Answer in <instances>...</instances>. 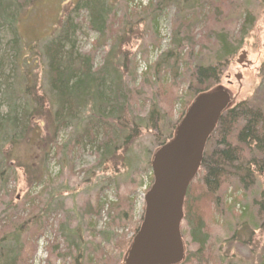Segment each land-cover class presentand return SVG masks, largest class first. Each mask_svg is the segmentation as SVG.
Instances as JSON below:
<instances>
[{
	"label": "rangeland",
	"instance_id": "rangeland-1",
	"mask_svg": "<svg viewBox=\"0 0 264 264\" xmlns=\"http://www.w3.org/2000/svg\"><path fill=\"white\" fill-rule=\"evenodd\" d=\"M76 1L28 3L14 25L21 38L20 53L30 62L28 46L57 37L68 13L78 55L90 54L94 68L105 60L124 67L120 70L130 91L129 119L139 128L124 148L104 161L90 145H77L85 122L73 121L58 134L43 119L38 128L33 127L28 144L16 152L19 164L29 170L0 165L4 172L0 176V239L7 237L0 246L12 243L11 231L21 226L17 264H125L130 247L126 243L142 222L145 194L153 182L151 162L159 149L156 135L166 137L191 102L196 87L193 73L198 67L214 66L218 39L228 46L230 55L215 65L218 84L209 92H226L230 108L244 102L264 115V0H169L168 4L165 0H105L112 16L104 38L89 30L84 9L72 8ZM10 29L0 27L1 78L9 91L18 89L16 82H20L19 64L12 68L11 63L16 52L10 49L14 39ZM176 37L185 39L178 47ZM6 51L8 60L3 56ZM242 52L247 54L244 66L236 63ZM31 66H20L21 72H33L43 85L41 61L35 72ZM236 75L241 76L239 81ZM4 90L1 86L0 116L6 110ZM153 107L160 113L150 120ZM163 114L168 116L159 122ZM202 176L203 170L195 176L194 186ZM263 182L257 179L244 189L232 180L220 189L217 205L208 196L199 203L208 235L206 252L194 255L197 246L182 223L183 247L191 254L187 264L264 262V212L258 214L255 207ZM194 189V196L203 191ZM13 207L25 222L7 220Z\"/></svg>",
	"mask_w": 264,
	"mask_h": 264
},
{
	"label": "trees",
	"instance_id": "trees-1",
	"mask_svg": "<svg viewBox=\"0 0 264 264\" xmlns=\"http://www.w3.org/2000/svg\"><path fill=\"white\" fill-rule=\"evenodd\" d=\"M34 1L0 0V27L6 25L13 29H10L14 35L10 49H13L16 54L11 61L12 68L15 64H19L23 69L32 65L31 70L34 71L38 62L41 61L45 79V83L41 85L36 82L33 72L26 71L24 75L23 71L21 72L23 69L17 65L18 77H20V82H16L18 89L9 91L7 82L1 78L4 70L0 66V87L5 88L2 96L6 101L5 113L0 116L2 160L0 165L6 166L7 169L22 167L25 171L29 170L25 165L19 164L16 152L20 146L28 144L29 136L34 131L33 127L38 128V122L42 119L49 121L57 134L73 121L85 122L83 131L76 139L77 145L84 148L90 145L92 150L101 153L100 158L107 161L117 150L124 148L133 130L139 128L133 119H129L132 114L130 91L125 84L124 71L120 70L124 67L119 65L121 67L119 69L115 62L105 60L100 67L94 68L90 54L78 55L71 41L74 30L68 13H65L66 19L61 23L57 37L50 38L41 45L28 46L31 60L30 62L28 59L25 60L18 48V41L21 38L15 32L14 25L17 23L20 11ZM165 1L168 4L169 0ZM72 8L84 9L89 17V30L101 38L106 36L112 15L110 5L106 4L105 0H77ZM184 40L176 37L177 47ZM19 42L21 43V40ZM217 42L219 53L214 66L198 67L193 73L196 82L193 98L178 121L171 125L168 135L166 137L156 135L159 138L158 148L167 145L173 139L180 120L193 101L218 84L219 72L216 71L215 65L219 66L230 53L228 46L221 39ZM117 51L119 53V47ZM3 56L8 60L7 51L3 53ZM122 64L124 66L123 62ZM206 76L208 78L203 81L202 78ZM18 101L19 105H16ZM158 113L160 111L153 107L149 111V119L156 118ZM167 116L163 114L158 121L164 122ZM131 121L135 126L134 129ZM156 131L159 132V129ZM40 142L42 145L43 141H38ZM45 155H48V152ZM201 170H203L201 181L194 186V177L188 186L183 203L182 220L190 242L197 246L194 255L199 256L206 252L208 239L206 223L199 209V203L206 200L208 196L209 200H213L217 205L219 201L217 194L222 186L229 185L232 180L242 185L244 189L257 179L264 180V115L259 110H252L244 102H240L219 116L216 127L206 141L198 174ZM3 174L4 172L0 171V176ZM194 187L196 189L201 187L203 190L199 196L193 195ZM259 198L260 202L255 204L258 214L264 212V189ZM244 216H246L245 213ZM7 220L14 223L25 222L14 207L11 208ZM139 227L134 230L132 239L126 243L127 247L131 245ZM11 232L12 243L0 246V264H17L18 262L17 247L21 226L14 228ZM6 238L2 236L0 241ZM190 256L191 254L186 250L180 264H187ZM221 260L225 262L226 257L221 256Z\"/></svg>",
	"mask_w": 264,
	"mask_h": 264
},
{
	"label": "water",
	"instance_id": "water-1",
	"mask_svg": "<svg viewBox=\"0 0 264 264\" xmlns=\"http://www.w3.org/2000/svg\"><path fill=\"white\" fill-rule=\"evenodd\" d=\"M246 58L247 54L242 52L236 63L244 66ZM240 78L235 76L237 81ZM228 101L223 91L199 96L185 112L173 139L154 154L153 183L145 195L142 223L125 264H180L183 261L180 224L184 198L199 167L206 139Z\"/></svg>",
	"mask_w": 264,
	"mask_h": 264
},
{
	"label": "flooded vegetation",
	"instance_id": "flooded-vegetation-1",
	"mask_svg": "<svg viewBox=\"0 0 264 264\" xmlns=\"http://www.w3.org/2000/svg\"><path fill=\"white\" fill-rule=\"evenodd\" d=\"M227 109H230V107H227L226 110H227ZM226 110H225V111H226Z\"/></svg>",
	"mask_w": 264,
	"mask_h": 264
},
{
	"label": "bare ground",
	"instance_id": "bare-ground-1",
	"mask_svg": "<svg viewBox=\"0 0 264 264\" xmlns=\"http://www.w3.org/2000/svg\"><path fill=\"white\" fill-rule=\"evenodd\" d=\"M152 183H153V182H152ZM262 264H264V262H263Z\"/></svg>",
	"mask_w": 264,
	"mask_h": 264
}]
</instances>
